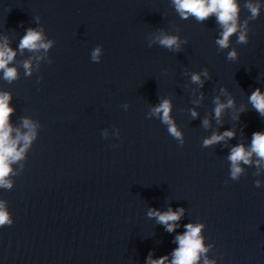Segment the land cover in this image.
I'll return each mask as SVG.
<instances>
[{"label":"water","instance_id":"obj_1","mask_svg":"<svg viewBox=\"0 0 264 264\" xmlns=\"http://www.w3.org/2000/svg\"><path fill=\"white\" fill-rule=\"evenodd\" d=\"M236 3L238 31L220 48L215 14L182 18L174 0H0V47L17 71L9 82L0 70L10 138L29 133L25 119L35 133L10 165L11 188L0 187L13 221L0 227V264H171L187 224L203 225L196 264H264V159L239 162L237 179L229 160L264 134L249 99L264 94V0ZM248 4L259 5L255 19ZM30 28L51 46L21 49ZM165 35L179 50L159 43ZM217 97L233 101L218 119ZM164 100L180 139L153 111ZM169 209L184 210L173 232L149 216Z\"/></svg>","mask_w":264,"mask_h":264},{"label":"clouds","instance_id":"obj_2","mask_svg":"<svg viewBox=\"0 0 264 264\" xmlns=\"http://www.w3.org/2000/svg\"><path fill=\"white\" fill-rule=\"evenodd\" d=\"M176 10L181 14L182 18H187L188 14L196 17L197 20L203 21L210 15L215 14L218 23L222 26L223 31L221 38L216 41L220 48H227L229 46V38L238 31V5L236 0H174ZM248 9L252 14V18L255 19L259 15V5H247ZM246 23V22H245ZM42 33L34 29H28L26 34L23 36L20 42L21 49L37 50L39 48L47 49L51 45L50 43H42ZM159 43L168 48L179 50L180 44L176 36L165 35L162 38L158 37ZM246 33L240 32L238 37V43H246ZM100 49L96 48L92 52L93 60L98 58ZM15 53L6 47H0V70L4 71V78L9 82L17 78V71L15 68H10L7 65L13 60ZM237 53L231 51L228 53V59H236ZM23 67L26 70V74H31V64L29 61H25ZM208 76L207 70L203 73ZM195 83H202L200 75L193 74L191 77ZM11 97L7 93H0V187L11 188V183L5 178L11 172V163L22 158L24 150L29 146L32 139L35 136L32 131V125L29 120H24V127L29 128L28 134L17 137L16 140L10 138L12 128L9 125V116L13 112V108L9 107V101ZM253 107L261 115H264V94L261 93L260 89L257 88L249 97ZM233 104L232 100H229L227 105L219 103V98L216 100L215 116L217 119L220 117L225 107H231ZM171 107L168 100H164L158 107L153 111L155 114L162 113V122L169 125V133L177 138H181V133L177 130L175 124L172 122L169 113ZM197 114L195 111L192 112V116L195 117ZM204 125H208V121L205 119ZM234 135L231 131H226L221 135L213 134L209 139L203 141L204 146H210L218 143L225 139V137L231 138ZM20 139L24 141V148L17 150V144ZM255 153L261 159H264V134L260 132L253 133L251 149L246 151L243 145H238L231 149L229 160L231 161V178L237 179L242 172L239 166V162L243 161L245 164L250 162V157ZM259 187V182H257ZM183 209L178 211H172L169 209L167 212L160 213L158 211H150L149 216H155L158 222L167 226L168 232H173L177 225L176 221H179L183 215ZM171 222V223H170ZM13 224L12 219L8 211L4 208L3 204L0 203V227L5 225L11 226ZM186 232L183 235H178L176 241L179 247L173 253V260L171 264H196L199 259V254L205 252L206 249L203 247L202 239L200 237V231L203 225H185ZM150 259V264H165L167 257H162L157 260ZM205 264H209L206 260Z\"/></svg>","mask_w":264,"mask_h":264}]
</instances>
